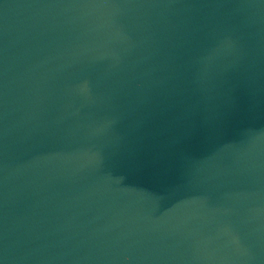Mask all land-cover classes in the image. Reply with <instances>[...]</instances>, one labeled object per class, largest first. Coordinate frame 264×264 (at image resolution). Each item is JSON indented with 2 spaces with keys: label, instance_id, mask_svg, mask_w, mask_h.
<instances>
[{
  "label": "water",
  "instance_id": "obj_1",
  "mask_svg": "<svg viewBox=\"0 0 264 264\" xmlns=\"http://www.w3.org/2000/svg\"><path fill=\"white\" fill-rule=\"evenodd\" d=\"M0 264H264V0H0Z\"/></svg>",
  "mask_w": 264,
  "mask_h": 264
}]
</instances>
